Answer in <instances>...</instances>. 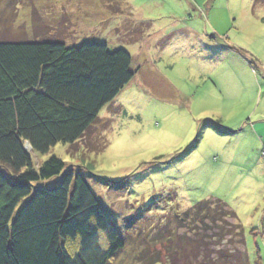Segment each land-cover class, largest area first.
<instances>
[{"label": "rangeland", "instance_id": "1", "mask_svg": "<svg viewBox=\"0 0 264 264\" xmlns=\"http://www.w3.org/2000/svg\"><path fill=\"white\" fill-rule=\"evenodd\" d=\"M3 38L105 44L132 57L134 79L92 129L96 151L83 142L45 156L28 150L36 166L55 156L81 171L125 241L110 264H203L201 238L224 253L209 264H233L225 253L237 250L264 264V7L0 0ZM209 200L226 203L239 220L230 226L242 233L232 228L222 242L207 220L176 223L169 239L170 221Z\"/></svg>", "mask_w": 264, "mask_h": 264}, {"label": "trees", "instance_id": "2", "mask_svg": "<svg viewBox=\"0 0 264 264\" xmlns=\"http://www.w3.org/2000/svg\"><path fill=\"white\" fill-rule=\"evenodd\" d=\"M252 7L256 12L264 0ZM132 64L127 51L105 44L0 39V264H110L125 248L81 171L55 156L36 166L26 146L43 156L59 144L78 150L80 142L86 152L96 151L92 129L134 79ZM207 220L222 242L232 228L243 231L238 223L230 226L239 220L226 203L209 200L178 215L166 232L171 239L174 224L204 226ZM200 243L203 264L224 254L203 238ZM225 255L233 264H250L247 252Z\"/></svg>", "mask_w": 264, "mask_h": 264}, {"label": "crops", "instance_id": "3", "mask_svg": "<svg viewBox=\"0 0 264 264\" xmlns=\"http://www.w3.org/2000/svg\"><path fill=\"white\" fill-rule=\"evenodd\" d=\"M252 3H253V0H251V5H252ZM233 49V48H232ZM234 50V49H233ZM234 52H237V51H235L234 50ZM238 53V52H237ZM239 54V53H238ZM239 55H241V54H239ZM241 56H243V55H241ZM245 58V57H244ZM246 59V58H245ZM247 60V59H246Z\"/></svg>", "mask_w": 264, "mask_h": 264}, {"label": "water", "instance_id": "4", "mask_svg": "<svg viewBox=\"0 0 264 264\" xmlns=\"http://www.w3.org/2000/svg\"><path fill=\"white\" fill-rule=\"evenodd\" d=\"M27 149L28 150H32V148H31V146L29 144L27 145Z\"/></svg>", "mask_w": 264, "mask_h": 264}]
</instances>
